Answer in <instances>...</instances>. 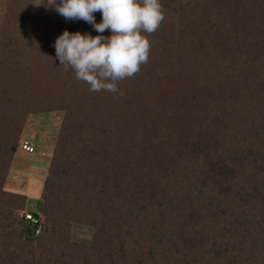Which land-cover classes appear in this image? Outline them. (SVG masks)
Listing matches in <instances>:
<instances>
[{
	"label": "trees",
	"instance_id": "trees-1",
	"mask_svg": "<svg viewBox=\"0 0 264 264\" xmlns=\"http://www.w3.org/2000/svg\"><path fill=\"white\" fill-rule=\"evenodd\" d=\"M35 2L10 0L0 34V264H264V0H161L149 60L116 95L56 59L64 30L99 33ZM213 11L235 32L223 44ZM50 14L56 29L34 38ZM55 109L42 206L21 215L25 197L4 189L11 161L27 115Z\"/></svg>",
	"mask_w": 264,
	"mask_h": 264
},
{
	"label": "clouds",
	"instance_id": "clouds-1",
	"mask_svg": "<svg viewBox=\"0 0 264 264\" xmlns=\"http://www.w3.org/2000/svg\"><path fill=\"white\" fill-rule=\"evenodd\" d=\"M34 6H45L36 0ZM45 8H54L69 21L83 20L96 36L64 30L55 40L56 59L65 71L89 85V92H120L118 83L131 78L149 60L148 35L155 33L165 19L161 0H47ZM102 20L96 23L95 13ZM105 30L111 32L104 36ZM122 94V93H121Z\"/></svg>",
	"mask_w": 264,
	"mask_h": 264
},
{
	"label": "rangeland",
	"instance_id": "rangeland-1",
	"mask_svg": "<svg viewBox=\"0 0 264 264\" xmlns=\"http://www.w3.org/2000/svg\"><path fill=\"white\" fill-rule=\"evenodd\" d=\"M10 0H0V34L3 32V23H5V12L7 9V5ZM184 4V3H183ZM191 4L186 5L188 10H184L182 8H178L179 16L184 14V16H192L193 10L190 11ZM243 8H245L243 6ZM241 9V8H240ZM48 14L51 12V9H46ZM199 14V13H197ZM221 13H216L213 11L212 20L213 22L217 20L219 22V34L218 37H215L216 40H221L222 44L224 41L228 40V37L231 33H235L234 30L226 27V23L223 18L220 16ZM51 20L49 26H47L48 20L44 21V25H39V29L34 33L35 37L46 36L51 31L53 32L60 21L57 18V15L50 14L46 16ZM177 20V18H176ZM9 26H13L12 22H7ZM213 24V23H212ZM177 27H179L176 22ZM47 26V27H46ZM25 27V25H24ZM27 28V27H26ZM16 30V28H15ZM27 29H21L16 31L15 37H20L21 41L25 42L28 39L29 42L32 40L28 38ZM213 30V29H212ZM14 26L11 28V33L13 36ZM218 32V31H216ZM177 33V32H176ZM166 41H168L167 46L171 48H176L178 45V39L174 34L165 33ZM27 38V39H26ZM35 41V39H34ZM229 41V40H228ZM22 42V44H23ZM218 42V41H217ZM24 45V44H23ZM218 47L221 46L218 44ZM27 48V47H24ZM64 119V109H55L50 111H38V112H30L25 120L23 132L21 135V140L29 139L34 145L35 149L32 152L22 151L19 147L17 152L12 158L11 167L8 171L4 189L8 192H12L14 194L19 195L21 201L23 197H25V206L24 209L20 210H34L40 211L42 206V201L40 199V195L43 189L44 181L47 176L48 168L53 159V155L55 153V148L57 146L59 140V134L62 126V122ZM10 199V197H9ZM12 199H10L12 205ZM15 202V201H13ZM16 203V202H15ZM14 205V204H13ZM19 209L14 207V211L18 212ZM20 212V213H21ZM44 218V217H43ZM47 230L41 231L40 236L47 238L48 236V227L46 225ZM72 237L73 240L79 242H89L92 238L93 228L87 224L73 222L72 224Z\"/></svg>",
	"mask_w": 264,
	"mask_h": 264
},
{
	"label": "built area",
	"instance_id": "built-area-1",
	"mask_svg": "<svg viewBox=\"0 0 264 264\" xmlns=\"http://www.w3.org/2000/svg\"><path fill=\"white\" fill-rule=\"evenodd\" d=\"M21 147L22 149H24L25 151L27 152H32L34 151L35 147L34 145L32 144V142L29 140V139H24V140H21ZM24 213V211L21 212V215ZM26 216L28 218H31L34 222H37L38 219L33 217L31 214L27 213Z\"/></svg>",
	"mask_w": 264,
	"mask_h": 264
}]
</instances>
